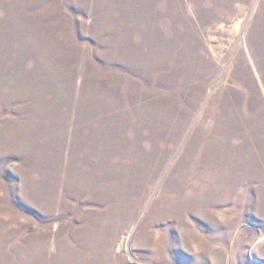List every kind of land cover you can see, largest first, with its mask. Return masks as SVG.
I'll use <instances>...</instances> for the list:
<instances>
[{"label": "rangeland", "instance_id": "rangeland-1", "mask_svg": "<svg viewBox=\"0 0 264 264\" xmlns=\"http://www.w3.org/2000/svg\"><path fill=\"white\" fill-rule=\"evenodd\" d=\"M0 264H264V0H0Z\"/></svg>", "mask_w": 264, "mask_h": 264}]
</instances>
